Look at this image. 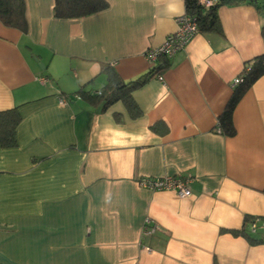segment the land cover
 I'll return each mask as SVG.
<instances>
[{"label": "crops", "instance_id": "0c3cea01", "mask_svg": "<svg viewBox=\"0 0 264 264\" xmlns=\"http://www.w3.org/2000/svg\"><path fill=\"white\" fill-rule=\"evenodd\" d=\"M105 1L63 18L54 0H24V31L0 21V112L20 117L0 142V264H264V243L240 232L264 224V74L234 106V134L217 127L233 80L264 55V12L219 5L160 81L144 52L184 0ZM109 74L125 86L92 94ZM177 174L192 177L187 197L138 182Z\"/></svg>", "mask_w": 264, "mask_h": 264}, {"label": "trees", "instance_id": "16d2710c", "mask_svg": "<svg viewBox=\"0 0 264 264\" xmlns=\"http://www.w3.org/2000/svg\"><path fill=\"white\" fill-rule=\"evenodd\" d=\"M241 1L255 5L258 11L264 12V0H217L211 7L204 8L198 0H184L185 11L195 18L199 31H207L213 29L218 24L217 8L222 4H235ZM107 6L105 0H54L53 14L56 17L72 18L84 16L96 11H99ZM0 21L7 26L15 27L24 31L26 29V17H25V2L24 0H0ZM262 35H264V26H262ZM167 61L162 60L159 66L154 70H149V74L155 75L159 73L162 68L166 66ZM249 70L244 74L242 81L237 84L233 92L217 119V127L220 133L226 135H233L235 132L232 123V112L234 106L243 95V93L251 86V84L262 74H264V55L255 57L247 62ZM109 83L106 84L101 90L100 94L95 96H103L107 93V88L114 84V90L122 88L124 84L113 83L112 74L108 77ZM143 81L140 77L135 81H131V86H137ZM116 86L118 87L116 89ZM120 86V87H119ZM114 91V92H115ZM111 92H109L110 94ZM19 114L17 110H7L0 112V142L2 145H12L15 142V128L19 122ZM253 219L246 218L245 225L252 222ZM245 234L249 241L252 243H264V238L260 236V233L255 237L244 229L240 230Z\"/></svg>", "mask_w": 264, "mask_h": 264}, {"label": "built area", "instance_id": "2783aa9c", "mask_svg": "<svg viewBox=\"0 0 264 264\" xmlns=\"http://www.w3.org/2000/svg\"><path fill=\"white\" fill-rule=\"evenodd\" d=\"M217 0H198V3L204 7H211ZM176 29L168 33L163 41L156 46L148 47L144 52V57L149 64V69H156L162 60L169 61L177 52L184 49L191 38L199 32L197 22L194 17L189 15L186 11L176 17ZM249 70V65L243 68V71L233 80V85L239 84L244 74ZM155 76L163 81V77L160 73H156ZM44 82V78H39ZM92 94H100V90L94 91ZM76 97H80L79 93L74 94ZM69 96L60 95L58 102L60 104H67ZM192 177L189 175H165L162 177H143L138 180L139 184L143 187H147L153 190H171L174 191L178 197H187L191 194L190 183ZM250 232L255 233L260 230V236L264 238V224L258 225L257 220L253 219L249 228ZM154 231V227L149 225V221H145L143 227V233L148 234Z\"/></svg>", "mask_w": 264, "mask_h": 264}, {"label": "water", "instance_id": "95a60500", "mask_svg": "<svg viewBox=\"0 0 264 264\" xmlns=\"http://www.w3.org/2000/svg\"><path fill=\"white\" fill-rule=\"evenodd\" d=\"M34 59H35L36 61L38 60L37 57H35V56H34ZM40 66L43 67V65H41V64H40Z\"/></svg>", "mask_w": 264, "mask_h": 264}]
</instances>
